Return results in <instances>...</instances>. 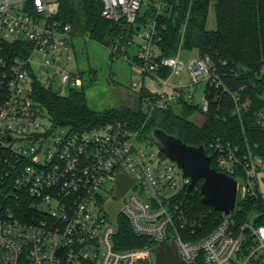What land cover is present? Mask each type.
Here are the masks:
<instances>
[{"label": "built area", "instance_id": "built-area-1", "mask_svg": "<svg viewBox=\"0 0 264 264\" xmlns=\"http://www.w3.org/2000/svg\"><path fill=\"white\" fill-rule=\"evenodd\" d=\"M61 1L0 0V51L3 44L25 48L18 56L0 58V264H157L155 248L172 239L180 264H264V223L257 224L255 214L244 223L234 218L240 201L249 196L264 200L259 179L263 157H241L230 144L213 146L216 169L237 181L236 208L229 216L222 214L210 235L189 240L176 220L184 229L189 224L178 203L189 193L191 179L176 162L160 150L141 148L138 133L122 122L87 130L53 124L33 97L34 82L60 83L68 91L85 88L83 74L70 69L75 35L71 24L58 19ZM100 1L104 20L133 26L148 2ZM154 28L149 23L137 31L143 42L136 57L145 64L136 66L142 81L133 85L152 95L144 101L149 115L175 105L181 108L182 99L195 104L193 94L182 98L183 88L170 85L185 64L180 52L159 59ZM161 68L169 69L167 78L160 75ZM187 68L192 86L206 84L201 106L206 113L207 90L221 84L213 62L199 57ZM233 98L239 114L247 109V103L239 104L241 97ZM261 116L264 119V112ZM119 174L127 175L133 185L119 200L121 211L111 221L105 206L117 201ZM120 218L146 240L144 246L118 249Z\"/></svg>", "mask_w": 264, "mask_h": 264}, {"label": "trees", "instance_id": "trees-1", "mask_svg": "<svg viewBox=\"0 0 264 264\" xmlns=\"http://www.w3.org/2000/svg\"><path fill=\"white\" fill-rule=\"evenodd\" d=\"M212 8L216 28L209 30L207 22ZM101 11L100 0H62L58 19L71 24L75 36H86L111 48L112 56L128 55L126 48L133 42L138 28L153 23V43L160 52L159 59L177 56L183 49L198 50L200 57H209L213 62L220 87L207 90L209 108L206 113L200 105L182 99L181 114H176L171 107L149 115L144 110V101L152 95L146 90L138 92L137 110L96 112L89 108L84 90H70L63 95L50 85L34 82L33 97L56 127L87 130L122 122L138 133L139 141H147L154 128H161L186 144L204 145L207 154L213 157L211 167L215 169L217 153L213 146L217 142L237 148L241 157L253 153L264 158V119L261 116L264 112V0H148L134 26L124 21L104 20ZM22 52H25L23 46L3 44L0 58H11ZM132 63L135 66L145 64L137 57ZM159 73L164 78L170 75L167 68H161ZM234 94L241 97L240 105L248 104L240 114ZM197 113L205 116L202 125L191 120ZM200 187L185 193L178 203L189 224L184 229L183 222L178 219L176 227L189 240L207 237L223 219L221 213L202 203ZM254 214L257 215L256 223L263 224L264 200L249 196L240 201L234 218L244 223ZM116 241L120 250L146 244V240L132 232L124 218H120Z\"/></svg>", "mask_w": 264, "mask_h": 264}, {"label": "rangeland", "instance_id": "rangeland-1", "mask_svg": "<svg viewBox=\"0 0 264 264\" xmlns=\"http://www.w3.org/2000/svg\"><path fill=\"white\" fill-rule=\"evenodd\" d=\"M211 20V16H210ZM143 39L138 34L135 35L133 43L126 48L128 57L112 56L111 48L89 39V37L76 35L71 46L73 61L70 69L81 72L85 79L87 104L89 108L96 112L108 110H137L139 107L138 91L133 87L134 83L142 81V75L138 68L132 63L137 56ZM198 50L180 51V59L185 64V68L179 71L170 80V85L181 87V93L185 96L193 94L194 102L200 106L204 104L206 96V84L192 86L190 73L187 68L190 61L199 58ZM46 84H49L48 81ZM54 91H61V94H68V90L56 83L52 86ZM176 114H181L182 110L178 105L174 106ZM191 120L197 125H202L205 116L200 113L195 114ZM140 147L145 150L158 151V147L149 144L147 141H140ZM261 192L264 194V171L260 174ZM240 201V197H239Z\"/></svg>", "mask_w": 264, "mask_h": 264}, {"label": "water", "instance_id": "water-1", "mask_svg": "<svg viewBox=\"0 0 264 264\" xmlns=\"http://www.w3.org/2000/svg\"><path fill=\"white\" fill-rule=\"evenodd\" d=\"M147 142L157 146L163 154L178 164L186 178L191 179L188 192L201 185V201L204 205L224 216H229L234 212L237 202V181L211 167L213 157L207 154L204 145L186 144L161 128H154ZM132 185L133 181L127 175L119 174L117 176L114 193V199L117 201L109 200L105 206L111 221L120 213L121 203L119 200ZM155 253L157 264H180L178 248L173 239L165 246H157Z\"/></svg>", "mask_w": 264, "mask_h": 264}, {"label": "crops", "instance_id": "crops-1", "mask_svg": "<svg viewBox=\"0 0 264 264\" xmlns=\"http://www.w3.org/2000/svg\"><path fill=\"white\" fill-rule=\"evenodd\" d=\"M210 16H211V20H210ZM207 28L209 30H214L216 28L215 12H214L213 8H212L210 15H209V18H208Z\"/></svg>", "mask_w": 264, "mask_h": 264}]
</instances>
